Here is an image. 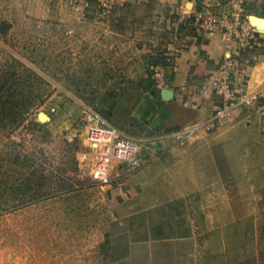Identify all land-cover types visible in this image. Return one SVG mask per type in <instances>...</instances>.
Returning a JSON list of instances; mask_svg holds the SVG:
<instances>
[{"label": "rangeland", "instance_id": "rangeland-1", "mask_svg": "<svg viewBox=\"0 0 264 264\" xmlns=\"http://www.w3.org/2000/svg\"><path fill=\"white\" fill-rule=\"evenodd\" d=\"M81 1L0 0V248L23 232L26 244L50 249L53 223L55 264L95 263L122 198L111 189L138 168L117 166L107 183L91 177L80 157L89 116L154 146L168 130L149 118L154 68L172 72L174 27L149 2L105 14L97 0ZM243 122L215 155V181L228 188L215 193L200 264H264V145L254 115Z\"/></svg>", "mask_w": 264, "mask_h": 264}, {"label": "crops", "instance_id": "crops-1", "mask_svg": "<svg viewBox=\"0 0 264 264\" xmlns=\"http://www.w3.org/2000/svg\"><path fill=\"white\" fill-rule=\"evenodd\" d=\"M231 1L234 0L127 3L149 2L152 16L164 21L167 29L174 27L176 33L165 46L173 63L172 72L167 74L169 96L164 98L163 88L156 86L158 91L152 90L156 109L151 117L148 114L160 128L168 130L155 146L145 148V162L128 172L121 185L124 189H111L122 198L112 213L108 247L96 255L94 264H200L199 241L208 239L215 193L224 194L228 188L223 181H215V155L221 152L224 157L222 151L229 140L222 135L248 121L252 114L258 125V141L264 145V118L256 113V107L236 105L224 119L213 118L221 103L214 77L223 75L219 66L224 43L218 33L204 34L193 24L192 28L187 26L193 22L194 11L219 12L228 9ZM235 1L243 2L246 18L264 20V0ZM256 23L263 41L237 56L239 65L231 75L232 82L242 84L249 92L264 87V22L255 20ZM179 26L182 33H178ZM181 128H192V132L181 138L169 134V130ZM54 236L52 223L47 234L51 248L44 249L26 244L29 237L19 233L13 249L0 248V264H55Z\"/></svg>", "mask_w": 264, "mask_h": 264}, {"label": "built area", "instance_id": "built-area-1", "mask_svg": "<svg viewBox=\"0 0 264 264\" xmlns=\"http://www.w3.org/2000/svg\"><path fill=\"white\" fill-rule=\"evenodd\" d=\"M72 6L81 0H67ZM99 8L105 14L113 8L123 6L130 0H97ZM196 3L197 0H175V2ZM82 2V1H81ZM193 25L201 33H218L224 43V56L219 66L220 78L214 77V89L221 97L220 105L214 110L213 118L224 119L229 110L236 105L254 106L256 113L264 118V87L252 92L242 84H234L231 79L241 51L260 46L263 35L248 18L244 16L241 1H231L228 9L213 12L206 9L194 11ZM153 77L155 85L167 88L169 80L163 67H155ZM152 131L151 127H148ZM192 132V128H181L174 136L181 138ZM155 143L154 137H137L127 134L98 114H92L85 126V147L80 153L81 160L88 164L91 177L100 183L110 181L117 166L137 168L145 162L144 150Z\"/></svg>", "mask_w": 264, "mask_h": 264}, {"label": "water", "instance_id": "water-1", "mask_svg": "<svg viewBox=\"0 0 264 264\" xmlns=\"http://www.w3.org/2000/svg\"><path fill=\"white\" fill-rule=\"evenodd\" d=\"M250 20V19H249ZM255 20H257V21H262V22H264V20H262V19H251L250 20V22L260 31L261 29L259 28V25H258V23H256V24H254V21ZM264 30V29H263ZM169 93H170V91H169V89H167V88H163L162 89V91H161V95L164 97V98H168V96H169Z\"/></svg>", "mask_w": 264, "mask_h": 264}, {"label": "trees", "instance_id": "trees-1", "mask_svg": "<svg viewBox=\"0 0 264 264\" xmlns=\"http://www.w3.org/2000/svg\"><path fill=\"white\" fill-rule=\"evenodd\" d=\"M255 47V46H254ZM246 50H248V49H246ZM244 51V50H243ZM243 51H241V52H243Z\"/></svg>", "mask_w": 264, "mask_h": 264}]
</instances>
